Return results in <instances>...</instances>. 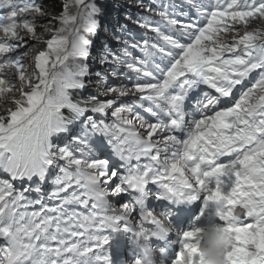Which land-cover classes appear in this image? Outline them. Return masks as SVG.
Wrapping results in <instances>:
<instances>
[{"label": "snow or ice", "instance_id": "1", "mask_svg": "<svg viewBox=\"0 0 264 264\" xmlns=\"http://www.w3.org/2000/svg\"><path fill=\"white\" fill-rule=\"evenodd\" d=\"M138 7L143 31L121 25L133 42H102L93 72L95 0H0V264H111L108 233L158 235L149 185L225 201L228 264H264V0ZM179 243L198 264L195 230Z\"/></svg>", "mask_w": 264, "mask_h": 264}, {"label": "clouds", "instance_id": "2", "mask_svg": "<svg viewBox=\"0 0 264 264\" xmlns=\"http://www.w3.org/2000/svg\"><path fill=\"white\" fill-rule=\"evenodd\" d=\"M215 208L221 209L227 207L223 200H216L213 202ZM244 205L239 207H228L226 219L235 225L239 221ZM154 215L158 220V235L174 233L176 236H181L182 232L178 231L176 227L170 222V212L154 211ZM195 230L196 245L201 254L198 264H228L227 252L232 246L234 234L225 230V226L217 222L216 214H212L208 221L202 225L193 224ZM155 249L150 248L147 241L141 244V255L138 259L140 264H155L153 259ZM124 264H136V261H126ZM175 264H193L192 255L189 251H180L175 259Z\"/></svg>", "mask_w": 264, "mask_h": 264}, {"label": "rangeland", "instance_id": "3", "mask_svg": "<svg viewBox=\"0 0 264 264\" xmlns=\"http://www.w3.org/2000/svg\"><path fill=\"white\" fill-rule=\"evenodd\" d=\"M57 1V5L59 6V11L61 10V0H56ZM105 1H109L111 4L109 5H106L103 9H106L107 7L110 9V10H114L116 9L117 11H122L123 9L121 7H119L118 5H115V4H121V5H125V6H130V5H133V0H95V2L100 6L102 7L103 6V2ZM51 11V10H50ZM59 11H57L56 13H58ZM53 12V11H52ZM107 12V11H106ZM109 14L105 15L108 17ZM113 15H116V11H112V16ZM103 15L100 16V17H97V19L99 21L103 20ZM260 21H254L253 24H259ZM102 29V28H101ZM102 31L100 30L97 35L93 38V39H97L98 41L102 42V39L101 37L99 36V34L102 35ZM113 38V37H112ZM42 47V45L40 46ZM96 56L93 57V61L90 59L89 60V64L91 66V71L95 72V70H93V68H97V67H102L103 65H99L98 63V66H97V60H95ZM90 92H92L93 94H95L96 92V89L92 86H90L84 93L83 95L87 96L88 94H90ZM13 94H6L5 96H3L2 98H0V105H3V104H7L8 101H10L11 99V96Z\"/></svg>", "mask_w": 264, "mask_h": 264}, {"label": "trees", "instance_id": "4", "mask_svg": "<svg viewBox=\"0 0 264 264\" xmlns=\"http://www.w3.org/2000/svg\"><path fill=\"white\" fill-rule=\"evenodd\" d=\"M45 3V6L49 8V10L53 11V12H57L59 11V6L57 5V1L56 0H45L44 1ZM101 22V21H100ZM256 26H261V27H264V22H259V24H253V27H256Z\"/></svg>", "mask_w": 264, "mask_h": 264}, {"label": "bare ground", "instance_id": "5", "mask_svg": "<svg viewBox=\"0 0 264 264\" xmlns=\"http://www.w3.org/2000/svg\"><path fill=\"white\" fill-rule=\"evenodd\" d=\"M105 11L109 12V11H110V9L107 7V8L105 9Z\"/></svg>", "mask_w": 264, "mask_h": 264}]
</instances>
